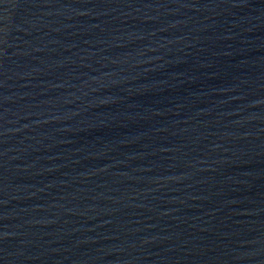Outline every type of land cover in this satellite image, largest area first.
Segmentation results:
<instances>
[{
  "label": "water",
  "instance_id": "obj_1",
  "mask_svg": "<svg viewBox=\"0 0 264 264\" xmlns=\"http://www.w3.org/2000/svg\"><path fill=\"white\" fill-rule=\"evenodd\" d=\"M0 264H264V0H0Z\"/></svg>",
  "mask_w": 264,
  "mask_h": 264
}]
</instances>
